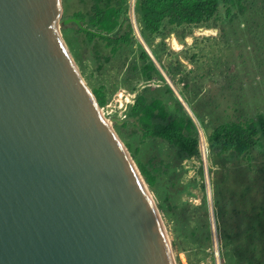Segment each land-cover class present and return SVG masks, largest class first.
I'll return each instance as SVG.
<instances>
[{
	"label": "water",
	"instance_id": "1",
	"mask_svg": "<svg viewBox=\"0 0 264 264\" xmlns=\"http://www.w3.org/2000/svg\"><path fill=\"white\" fill-rule=\"evenodd\" d=\"M63 10L0 0V264H175L149 187L60 27L93 31Z\"/></svg>",
	"mask_w": 264,
	"mask_h": 264
},
{
	"label": "rangeland",
	"instance_id": "2",
	"mask_svg": "<svg viewBox=\"0 0 264 264\" xmlns=\"http://www.w3.org/2000/svg\"><path fill=\"white\" fill-rule=\"evenodd\" d=\"M135 1L126 2L127 19L134 34L132 46L116 56L111 55L110 50L107 56L101 57L105 62L103 65L97 62L100 47L87 44L76 25H61L62 37L90 89L103 88L107 103L101 108L102 112L137 167L140 161L162 168L156 185L160 196L148 187L170 241L175 264H264L256 259L264 250V238H256L249 244L242 235L233 237L249 226L257 208H264V139L263 146L254 150L253 169L242 161L233 165L231 161L215 158L208 139V132L222 123L253 118L264 110V0H250L243 13L232 11L231 17H227L222 9L215 19L194 27L183 39L174 33L166 36L164 41L156 37L152 48L139 33ZM107 2L103 0V3ZM114 2L109 1L111 5ZM93 4V0H62L63 18H73L77 12L88 16ZM205 30L214 32L203 33ZM162 41L165 46L159 50ZM138 44L150 56L162 75L161 80L144 81L137 77L138 66L142 63ZM152 50L161 54L164 64L176 74V80L185 78L186 87L169 79ZM165 85L194 122L197 152L191 158L180 159L163 142H141L140 134L127 115L144 87ZM115 119L123 122L118 124ZM125 123L128 125L123 128ZM205 126L209 131L204 129ZM259 169L262 170L260 173L257 172ZM167 192L172 197L169 203L179 207L175 217L164 200ZM216 200L219 202L217 207ZM159 201L167 211L160 210ZM186 202L192 208L185 205ZM259 218L264 225V216ZM195 225L202 228L193 242L186 243L179 238ZM229 236L235 242L228 239ZM228 258L233 261L229 262Z\"/></svg>",
	"mask_w": 264,
	"mask_h": 264
},
{
	"label": "trees",
	"instance_id": "3",
	"mask_svg": "<svg viewBox=\"0 0 264 264\" xmlns=\"http://www.w3.org/2000/svg\"><path fill=\"white\" fill-rule=\"evenodd\" d=\"M109 1L103 3V0H93L94 4L88 16H85L83 12H77L73 15V18L81 20L96 31L94 33L77 28V32L84 35L87 44L100 47L97 52L99 65L105 64L101 57L107 56L110 50L111 55L116 56L119 52L124 51L125 48L131 47L134 40L133 28L127 19V0H115L113 5ZM249 1L136 0L135 12L139 33L150 48H152V41L156 37H160L164 41L166 36L174 33L179 39H183L191 33L194 27L207 24L215 19L222 9H225L227 17L232 16V11L243 13L248 8ZM262 13L264 14V12ZM236 15L235 13L234 16L236 17ZM163 41L159 44V50L161 46H165ZM138 46L141 49L140 61L142 63L138 66L140 70L137 77L144 81L161 80L162 75L155 68L148 53L142 45L138 44ZM152 52L157 62L163 66L164 72L169 79L183 83L186 87L185 78L181 77L176 80V74L164 64L161 54L159 56L154 50ZM134 69L138 68L135 67ZM92 92L102 108L107 103L103 88L94 89ZM182 95L186 98L183 92ZM186 100L188 99L186 98ZM195 113L198 119L201 120L200 118L202 117L199 113ZM127 115L133 121V128L140 134L141 142H163L175 151L180 159H188L196 154L197 139L194 122L189 115L184 113L180 100L176 98L173 91L166 85L163 87H144L134 104L129 107ZM127 125L128 123H125L122 127L125 128ZM204 129L209 131L206 126ZM208 139L215 158L217 157L220 161H231L233 165H238L242 161L249 169H253L254 150L263 146L264 110L257 113L253 118L237 119L222 123L214 128L213 131L208 132ZM138 166L145 182L157 196H160L156 185L159 183L158 175L162 172V168L152 164L148 166L140 161H138ZM259 171L262 170H257L258 173H260ZM171 199L172 197L167 192L164 200L167 202V207L172 212L173 217H175L179 207L174 203H169ZM159 202L160 210L162 212L167 211L163 202ZM187 203L184 204L186 205ZM217 204L219 205V202L216 200L215 207H217ZM187 205L192 208V205ZM263 216L264 208H257L256 214L250 218L252 222L248 224L249 226L247 227L246 225L243 233L234 234L233 237L244 236L245 242L249 244H252L256 238H264V225L259 218ZM180 218L181 216L178 219ZM201 228L202 226L195 225L188 234L184 233L179 238L186 243L193 242L192 240L198 237ZM208 237L209 235L205 239H208ZM233 237L229 236L228 239L232 238L231 241L235 242ZM174 245H176L175 242ZM255 247L257 248L256 243ZM228 259L229 262L233 261L230 258ZM256 259L260 262L264 261V250L261 251Z\"/></svg>",
	"mask_w": 264,
	"mask_h": 264
},
{
	"label": "bare ground",
	"instance_id": "4",
	"mask_svg": "<svg viewBox=\"0 0 264 264\" xmlns=\"http://www.w3.org/2000/svg\"><path fill=\"white\" fill-rule=\"evenodd\" d=\"M208 32H211V33H213L214 31H210V30H205V32H203V33H208ZM199 33H202V32H199ZM104 114V113H103Z\"/></svg>",
	"mask_w": 264,
	"mask_h": 264
}]
</instances>
